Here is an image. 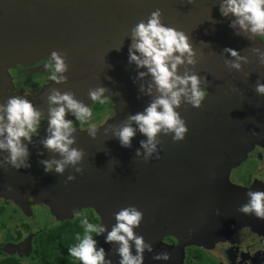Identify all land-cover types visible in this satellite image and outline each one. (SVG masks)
<instances>
[{
    "label": "water",
    "instance_id": "water-1",
    "mask_svg": "<svg viewBox=\"0 0 264 264\" xmlns=\"http://www.w3.org/2000/svg\"><path fill=\"white\" fill-rule=\"evenodd\" d=\"M221 2L0 0V72L6 74L7 69L15 64L27 65L31 62L28 53H23L21 58L20 55L7 57L3 52L2 41L7 42L22 31L34 35V49L39 59L52 65L47 70L48 76L55 71L51 52L56 51L62 55L68 65L66 72L59 73L67 77L66 81L57 84L49 79L34 88L27 99L36 109L38 105L35 101H41L42 106L49 104L47 96L52 89H57L61 94L70 92L75 100L86 105L92 101L88 95L89 90L100 87L105 89L104 95L114 99V109H121L120 113L109 120L112 124L96 127L94 138L83 129L71 133L75 137V143L69 147L82 149L84 156L76 165H66L63 173L55 171V164L52 165L51 171L44 170L42 161L62 159L58 152L45 147L42 152L28 157V168H14L6 162L7 155L1 156L0 193L11 196L32 194L35 200L52 202L65 216H72L85 205L96 206L102 211V224L106 226L107 231L116 223L114 213L122 209V204L127 207L134 206L143 212L144 218L140 226L133 229L135 235H142L144 230L148 232V229L149 232L152 229L161 235L158 227L166 228V232H171L170 228H173L184 234L192 229L197 214H200V217H204V214H201L199 207L190 205L186 189L183 191L180 188L182 175L174 172L179 168L174 169L173 166L174 163L183 165V162L193 160L169 158L170 147L168 151H164L162 138L172 139L174 133L164 129L156 134L153 141L155 150L150 154L141 147V141H147V137L128 117L142 112L160 93L150 74L139 76L140 72L147 73L146 68H137L134 62L129 63L128 49L132 43L131 29L139 21H146L152 11L161 10L163 24L172 20L177 22L178 30L188 35L196 61L195 64L185 61L184 64L178 65V70L181 76L186 72L189 75H198L199 87L209 88L210 92H205L206 96L200 108L191 109L192 105L181 98V104L175 111L185 121L188 134L186 133L183 140L176 144L171 142L170 145L179 146L181 154H208V147H211L213 154H217L223 147L227 156L224 161L228 168L231 167L239 157L250 152L257 139L264 135V95L255 91L257 84H264V41H255V35L250 33V43H241L238 46L234 44V40L238 38L241 41V36L237 31H228L216 32L207 45V37L202 30L199 32L202 33L204 41L193 44L191 37L195 31L189 34L191 27L195 26L197 21H205L209 5H218L217 8L220 9ZM187 11L190 12L189 15L185 14ZM27 43L30 45L29 40ZM226 48L238 49L242 59L239 58L235 63L239 64V68L227 64L226 60L231 55L225 51ZM39 66L37 65L36 71H42L43 65L41 69ZM216 71L223 75L224 80L228 74L225 86L224 81L217 78L218 85L223 82L219 87L224 92L216 91V87L212 85V81H217L216 78H206ZM126 124L136 130L130 147H122L118 140L119 130ZM176 146L172 149V155L177 150ZM163 155H166L165 158ZM202 160L203 162L198 163L207 164L206 159ZM163 164H166V167ZM69 176L74 179L69 180ZM8 186H11V191ZM179 192L183 193L177 197ZM176 202L180 203L178 207ZM155 237H148L149 243L154 247L151 241H154ZM185 238L186 240H183V237H180V243H190L192 239L196 240L194 243L201 241L198 237ZM29 240L30 237L17 244L5 243L2 249L7 253H20L21 245L25 244L27 249L30 248ZM112 243L119 247L118 242ZM129 244L135 247L133 241H129ZM161 247H164L161 251L155 247L158 253L168 252L171 248L176 250L171 245L162 244ZM177 248H180L182 259L183 247L180 245ZM143 255L146 259L148 251L145 250ZM111 262L115 264V259ZM180 262L181 260L177 264Z\"/></svg>",
    "mask_w": 264,
    "mask_h": 264
},
{
    "label": "clouds",
    "instance_id": "clouds-1",
    "mask_svg": "<svg viewBox=\"0 0 264 264\" xmlns=\"http://www.w3.org/2000/svg\"><path fill=\"white\" fill-rule=\"evenodd\" d=\"M220 13L222 16H228L231 13L236 17L230 27L239 24L242 29L260 38L264 37V0H222ZM161 14V10L156 9L150 13L146 21H139L131 29L132 43L128 49L129 63L134 62L137 68H146L147 73L140 72L139 76L150 74L160 93L142 112L128 117L147 137V141H141V147L145 148L149 154L155 150L153 141L162 129L173 132L174 141H181L185 138L188 132L187 125L180 114L175 111V108L181 104V98L183 97L192 107L200 108L205 96V91L199 87L198 75H189L187 72L183 76L177 74V66L184 64L185 61L188 64H195V53L188 36L183 31L164 25L161 22ZM225 51L233 57L242 59L235 49L226 48ZM186 53L187 56H185ZM50 55L54 61L55 71L49 79L57 84L66 81L67 77L56 75V73L62 74L68 70L63 56L56 51L51 52ZM48 66L45 65V67ZM232 67L239 68V64L233 63ZM255 91L264 95V84H257ZM104 92L105 89L100 87L90 89L88 95L90 100L103 103L101 98ZM47 101L50 107L46 131L49 135L42 143L45 148L58 152L62 159L41 163L44 164L46 172L51 171L52 165L55 164V171L63 173L66 165H76L84 156L82 149L69 147L75 143V137L71 135L75 128L72 120L65 119L66 109L81 123L90 120L93 113L90 107L75 100L70 92L61 94L57 89H52L47 96ZM52 104L57 107H51ZM40 120L41 112L24 96L13 95L6 102L0 103V137H2L0 149L8 152L6 162L12 167L17 169L30 167L27 163L30 153L22 138L31 143L32 135L37 133ZM87 131L88 135L94 138L97 129L93 125ZM135 134L136 130L130 125L126 124L120 128L118 133L120 145L130 147ZM137 155H139V150ZM68 179L72 180L74 177L69 176ZM8 190H12L11 186H8ZM246 196L248 197L247 202L241 204L237 211L264 220V191L249 190ZM114 218L116 223L110 231H107L104 224L90 223L87 216H84L80 220L84 235L82 238L77 236L79 242L68 249L69 254L81 264H112L111 260L105 259V249L97 247V240L92 236V233L99 236L107 231L105 243L118 242L119 244L117 248L120 257L119 264H143L145 250L148 252L153 250L150 243H145L143 236L135 235L133 231L134 228L140 226L144 218L143 212L134 206H128L115 212ZM189 232L191 233V230ZM129 241L134 242L135 255L132 254ZM170 258L168 252H160L153 256L155 260H169Z\"/></svg>",
    "mask_w": 264,
    "mask_h": 264
},
{
    "label": "flooded vegetation",
    "instance_id": "flooded-vegetation-1",
    "mask_svg": "<svg viewBox=\"0 0 264 264\" xmlns=\"http://www.w3.org/2000/svg\"><path fill=\"white\" fill-rule=\"evenodd\" d=\"M216 1L218 0H215V2ZM211 6L215 7L213 5ZM213 15L214 14H212V12H208L206 19H205L206 22L210 21V19L212 20ZM225 18L218 20L216 17H214V21L216 22L214 24L215 27L213 25L207 24L208 34H206L207 40H205V42L207 41V45L209 43V40H212L214 38V35L216 32L226 33L228 31H232L233 33L237 31L242 38L241 43L249 44L250 43L249 34L251 32L247 31L246 29H242L238 24H236L235 27H230L231 23H227L229 20V17H227L228 20ZM231 22L233 21L231 20ZM170 23H171L170 27H173L178 30L177 22L175 20L170 21ZM167 24L168 23L166 24L164 23V25L169 26ZM194 27L196 26H192L191 29H193ZM248 27H250V25ZM33 36L34 35H32L31 32L22 31V32L15 34L13 37H11V39L7 40V42L2 41L3 46H4L3 52L4 54H6L7 57H12V56L19 57L20 55V57L22 58L23 53L25 54L28 53V56L30 57L29 59L31 60V62L27 65L17 64L15 65V67H11L7 69V72L5 74L6 76H4V78H2L0 75V103L6 102L7 101L6 99H8L10 96H13V95L24 96L25 98H28L33 93L34 88L36 87L38 88L40 84H43L44 82H46V80H49L50 76H48L47 70H49L52 67V65L50 63L45 62L42 59H39V56L34 49V44H33L34 37ZM262 38H263L262 40H264V37ZM28 40L30 42V45L27 43ZM245 50L250 52L249 49H245ZM43 61H44V64H43L42 71H36L35 73L31 74L29 68L36 69L37 65L38 66L40 65L39 69H41L42 68L41 63ZM45 65H49V66L45 67ZM178 68L179 66H177V74L181 75ZM209 75H214V76L212 78L208 77L207 78L208 80H212L214 78H216L217 80L218 78V79H222L223 81H225L223 75L220 74V72H218V74L216 75L214 73L209 74ZM222 83L220 82V84ZM212 85L216 87L215 88L216 91L224 92L219 87L218 81L216 82L212 81ZM15 89L18 90L21 94L9 92V91H14ZM101 99L104 101L103 103H100V101H91V103L85 105V106L90 107L92 110L93 115L90 120H86L85 122L81 123L77 121L76 118L71 114V112L67 111V109H66L65 119L73 121V127L75 128V130H78V129L88 130V128L93 125L97 127V126H102L106 124H112V121H109V120L115 117L117 113H120L121 109H114L115 101L109 95L105 94L103 95ZM35 103L38 105L37 109L41 112V120H40L38 129H37V133L32 135L31 143H29L26 140H23L22 138L23 143L26 144L28 147V150L30 153L29 156L34 155L37 152L40 153L44 150V145L42 142L49 135L46 129H47V117H48L50 105L48 104V105L42 106L41 101H35ZM51 107H55V106L51 105ZM176 109L177 108H175V110ZM0 139H2V137H0ZM162 139H163L164 151L165 150L168 151V148L170 147V154L168 155L170 159L176 160L180 158H184V159L189 158L193 160L192 162L191 160L189 162H183V165H177L174 163V166H173L174 169L179 168L177 170H174V172H176L177 174L179 172L180 173L179 175H182L181 176L182 178L180 179L182 182L180 184V188L183 191H184V188L186 189V192L188 193V198L190 199V205L199 207L200 208L199 211L202 212L201 214H204V217H200L201 215L196 213L197 216L192 226V230H193L192 234L186 233L185 234L186 236H183V233H181L180 230H177L175 232H167V233L173 234L175 235V237H214L215 236L214 239H216L217 238L216 235H212V234H209L208 236L206 235L207 233L206 227L210 223L209 220L207 219L210 216L207 211L212 209L214 211V214L217 215V210L224 207L227 210V212L231 210L234 214L238 215V213L234 212L235 210H237V207H236L237 203L234 202V199L230 203L229 192L230 190L235 191V195H237V193L239 194L238 191L241 188L250 187L253 184V180L264 178V157L261 154V152H264L261 150L262 147L264 148V135L260 136L259 139H257L254 148L250 152H247L246 155L239 157V159L236 162H234L233 165H231V167L229 168L227 167V163L224 161V159L227 158V156H226V153L223 152V149H224L223 147L222 149H220V153H217V154L212 153L211 147H208L209 149L207 151L208 154H181L179 146L170 145L172 144L171 142H173V144H176L179 141H172V139H168V138H162ZM174 146H176L177 150L174 153V155H172L171 153H172V149H174ZM256 154H258L257 156L258 161L260 160L256 164L262 163V166H263V171L259 173V176L256 172V166H254L252 169L249 168V172L247 174L239 175V178H235V175H237V168L242 162L240 160L246 156L247 157L252 156L253 158L256 159ZM3 155L8 156V152L6 150L0 149V157ZM165 156L163 155V158H165ZM197 159H200V160H197ZM202 159H206V162L205 161L204 162L207 164L202 165L198 163L199 161L203 162ZM163 166L166 167V164H163ZM168 170L170 172L172 171L171 169H168ZM243 178L246 180H242ZM181 193L183 192H179V195L177 197H179ZM5 195L10 197L11 201H7L6 199H4ZM12 199H17V201L12 200ZM9 202L15 204V205H12L11 212H14V214L16 215V219H15L16 221L14 222L13 226L6 225L4 230H2L3 234L2 235L0 234V237L2 238V240L0 241V262L7 258H14V259H18L20 264H22L21 261L23 260L30 261V264H31L30 256L33 251L34 237H39L42 231L48 230L54 225L59 224L65 218H75L77 216H81L84 212H86L85 209L83 210L82 208L79 210V212H77L79 213V215H77V213H74L72 216L59 217L60 221L51 222L48 224H44L42 226H36L33 223V221L36 220V215H37L36 205L39 204L40 206L41 204H43L42 202H44L45 204L49 206H52V205L56 206L55 204H53L52 202L43 200V199L35 200L32 194L26 196V194L24 193L23 195L11 196V195H7L6 193H0V211H3L5 207L10 205ZM176 205L178 207L180 203L176 202ZM204 208H205V212H203ZM54 209L58 213L59 212L62 213L61 209L59 210L57 206ZM23 212H25V214ZM86 213L94 214L91 211L88 212V210ZM94 215L100 219L98 215L96 214ZM101 219H100V223H102ZM236 219H237V216H236ZM228 222H229L228 218H225L224 221L223 220L217 221L218 226L217 225L216 226H217V230L219 231V235L220 237H224L220 240V242L218 240L213 241L216 243V245H218L219 250L223 253L224 248L226 246L225 242L229 240L230 243H236V246L237 245L239 246L240 251H241V254H240L241 257L247 255L246 251L250 252L251 254H256V249L263 242L260 241L259 236L256 235V231H254L252 226H249L250 228H248V231L246 233L243 232L241 236L239 237V233H236L239 230L230 232V229L227 225ZM162 225H164V222H162ZM209 230H212V228ZM158 231L159 232L161 231V234L162 233L164 234L166 233L167 229L164 227L162 228L158 227ZM146 232L147 231H144L141 236H143L144 240L145 241L147 240L146 242L149 243V240H148L149 229H148V232L147 233ZM230 233H236L234 235H236L237 237H234L233 234H230ZM104 236L106 235L104 234ZM28 237L31 238V240H29L30 242L29 249H27L25 244L20 246V253L17 251H14L13 253H7V252H4V250L2 249L5 243L17 244L20 241H23ZM177 247H180V245L175 246L177 253H179V250ZM184 248L188 253L190 252L188 255L185 254ZM184 248H183L184 257L182 259L184 261L186 260L184 264H188L187 262L188 256L190 257V261H191L190 264H203L202 259L204 258V256L199 253V248L214 255V257L219 261V264H221L220 260L223 261L222 264H230L235 257L234 255L225 256L224 253L223 254L221 253L223 255L221 257L223 258L219 259L218 256L215 254V252L209 251L206 248V246L199 244V243L196 244L194 242L189 243L188 249L186 247ZM152 249H153L152 252L154 253V255L158 253L156 248L153 245H152ZM109 251H112V248L111 250L109 249ZM152 252H148L146 259H144L145 260L143 262L144 264H160L161 263L160 260L153 259V256L151 255ZM199 257L201 259H199ZM108 258L109 260H112V257L109 256V254H108ZM205 259L207 260V258Z\"/></svg>",
    "mask_w": 264,
    "mask_h": 264
},
{
    "label": "rangeland",
    "instance_id": "rangeland-1",
    "mask_svg": "<svg viewBox=\"0 0 264 264\" xmlns=\"http://www.w3.org/2000/svg\"><path fill=\"white\" fill-rule=\"evenodd\" d=\"M220 1H222V0H220ZM219 4H221V3H219ZM217 6L212 7L211 5H209L208 9L206 10L207 13L208 12H212V14H214L212 20L210 19V21H208V22H205L206 20L205 21H201V20L197 21L196 25H195L196 27H194L189 32V34H191L193 31H195L194 35L191 37V39L193 40V44L201 43L202 41H204V39L202 38V33L199 32V31L203 30L202 32L204 34H208L207 24L214 26V24L216 23L214 21V17H216L218 20H221L222 18H225V16L221 15V13L219 12V9L217 8ZM189 13L190 12H188V11L185 12L186 15H189ZM191 13H192V11H191ZM227 17H229V20H228ZM225 19L228 20L227 23H232L231 20L234 21L236 19V17L233 16L230 13L228 16H226ZM168 25H169V27L171 26L170 21H169ZM261 39H263V38H260L259 36L255 35V41H259L260 42ZM241 42L242 41H240L238 38H236V40H234V44L238 45V46H240ZM233 49L238 51V49H236V48H233ZM238 54H239V51H238ZM238 59H239L238 57L229 56V58L226 60V62H227V64L232 65ZM218 72L219 71H216V73H214V74L216 75V74H218ZM226 75H227V77H226V79L224 81V86L228 82V74H226ZM213 76L214 75H210L209 77L212 78ZM235 77H237V76H235ZM206 78H208V77H206ZM217 81H219V80H217ZM219 86H221V84H219ZM204 91L206 92V94H208L210 92V89L209 88H204ZM202 104H203V100H202ZM191 109H193V107ZM127 117H128V115L125 116L123 118V120H125ZM261 150L264 151V148L262 147ZM261 154L264 157V152H261ZM257 156H258V154H256V159L253 158L252 156L243 157L240 160L242 162L241 163L239 162L240 165L237 168V175H235V178H239V175L247 174L249 172V168L252 169L254 166H256V172H257V174L259 176V173H261L263 171V166H262V163L256 164V163H258L260 161V160L258 161ZM242 180H246V179L243 178ZM249 190H252V191H264V178L253 180V184L250 187L246 188L245 190H239L238 191L239 194L237 193V195H235V191H231L230 190V192H229V201H230V203L234 199V202L237 203L236 207L238 209V207L241 204L247 202L248 197L246 196V192L249 191ZM4 199H6L7 201H11V198L6 196V195L4 196ZM12 200H16L17 201V199H12ZM9 203H10V205H8L7 207L4 206L5 209L3 211H0V224L3 223V224L0 225V234L1 235L3 234L2 230H4L6 225L7 226H11L12 225L13 226L14 222L16 221L15 220L16 219V215L14 214V212H11L12 205H15V204L11 203V202H9ZM42 203L43 204H41L40 206H39V204L36 205V209H37L36 213H37V215H36V220H34L35 222L33 221V223L36 226H42L44 224H48V223H51V222L60 221L59 217H64L65 216L63 211H62V213H60V212L58 213L54 209V208H56V206H53V205L49 206V205L45 204L44 202H42ZM124 207H127V206L122 204L121 208H124ZM82 208H83V210L85 209L86 212L88 210V212L91 211L94 214L98 215L100 217V219L103 217L102 216V211L96 206L93 207V206H90V205H85ZM38 211H40V212H38ZM77 212H79V211H77ZM77 212H75V213H77ZM207 212L210 215L209 217L207 216L208 217L207 219L209 220L210 223L206 227L207 228L206 235L207 236L209 234L216 235L217 238L214 239L215 236L214 237H198L199 241L201 240L199 242V244H202V245L206 246V248L209 251L215 252V254L218 256L219 259L223 258V257H221V256H223L222 255L223 253H224L225 256L226 255H234L235 257H234L233 261L230 264H264V220L257 219L256 217H254L252 215H245V214L240 213L237 210H235L234 212L238 213V215H236L231 210H229L227 212V210L224 207H222L221 209L217 210V215L214 214V211L212 209L207 211ZM23 213L25 214V212H23ZM236 216H237L238 220L236 219ZM225 218H228V220H229L227 225H228V227L230 229V232L239 230L238 232H236V233H239V237L241 236V234L243 232L246 233L248 231V228H250L249 226H252L254 231H256V235L259 236L260 241L263 242L256 249V254H251L250 252L246 251L247 255L241 257L240 256L241 251H240L239 246L238 245L236 246V243H230L229 240L225 242L226 246L224 248L223 253L219 250L218 245H216V243L213 242V241L218 240L220 242V240L222 238H224V237H220V235H219V231L217 230V226H218L217 221H220V220L224 221ZM101 222H102V219H101ZM146 227H147V225H145V229H146ZM211 228H212V230H209ZM170 230H171V232L177 231L176 229H173V228H170ZM189 230H191V233L189 232ZM189 230L187 231V233L188 234H192L193 230L192 229H189ZM236 233H230V234H233L234 237H237L236 235H234ZM104 234L107 235V231ZM104 234H103V237H104ZM159 235L160 234H156L152 229H150L149 237L157 236V237L154 238V241L153 240L151 241V243L154 244L155 247L159 251H161V248L165 247V246L161 247L162 244L163 245H171L172 247H175L177 245H182L183 248L186 247L187 249L189 247V243H187V242L180 243V237H175V235H173V234H170V233L166 232L164 234L162 233L160 236ZM183 236H186V235L183 233ZM1 240H2V238L0 237V241ZM183 240H186V238L183 237ZM191 241L195 242L196 240L192 239ZM106 245L108 247V250L109 249L111 250V248H112V251H108V254H109V256L112 257V259H115V264H117L119 259H120L119 255L117 253V248H118L117 244L115 245V244L112 243V245H110L109 243H106ZM195 248H196V246H195ZM131 249H132V254L135 255V247H131ZM173 249L171 248L170 250H168V253L170 254L171 258L169 260H160L161 261L160 264H177L180 260H181L180 264L182 262H183L182 264H184L186 262V260L185 261L182 260L183 257H184V252H185L186 255H188L190 252L188 253L185 250V248H184L183 257L181 259L180 248H178L179 253H177V251L175 249L174 250ZM199 253L204 256V258L202 259L203 260L202 261L203 264H208V263L209 264H219V261L214 257V255L206 252L205 250L199 248ZM151 255L154 256V253L152 252ZM151 255H150V257H151ZM205 258H207V260ZM220 261H221V264H222L223 261L222 260H220ZM21 262H22V264H30V261H24L23 260Z\"/></svg>",
    "mask_w": 264,
    "mask_h": 264
},
{
    "label": "trees",
    "instance_id": "trees-1",
    "mask_svg": "<svg viewBox=\"0 0 264 264\" xmlns=\"http://www.w3.org/2000/svg\"><path fill=\"white\" fill-rule=\"evenodd\" d=\"M87 216L90 223L99 224L100 219L92 213L84 212L81 216L75 218H65L59 224L54 225L48 230L42 231L39 237H34L33 251L30 256L31 264H81L80 261L72 257L68 249L76 245L84 235V228L80 220ZM93 239L97 240V247L105 249V259L108 258V247L105 243V236L92 233ZM199 259H201L199 257ZM188 264L191 263L190 257H187ZM0 264H20L18 259L7 258Z\"/></svg>",
    "mask_w": 264,
    "mask_h": 264
},
{
    "label": "crops",
    "instance_id": "crops-1",
    "mask_svg": "<svg viewBox=\"0 0 264 264\" xmlns=\"http://www.w3.org/2000/svg\"><path fill=\"white\" fill-rule=\"evenodd\" d=\"M15 65H17V64H15ZM15 65L13 66V67H15ZM43 65V64H42ZM29 70H30V72H31V74H33V73H35L36 72V69H34V68H29ZM0 75H1V77L2 78H4V76H6L5 75V73H2V72H0ZM8 80V79H7ZM27 90V89H26ZM9 92H12V93H17V94H19L20 92L18 91V90H14V91H9ZM21 94V93H20Z\"/></svg>",
    "mask_w": 264,
    "mask_h": 264
}]
</instances>
